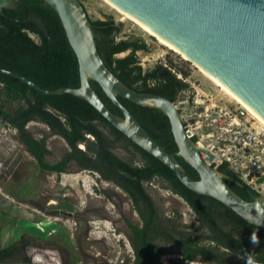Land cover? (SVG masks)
<instances>
[{
	"label": "trees",
	"instance_id": "trees-1",
	"mask_svg": "<svg viewBox=\"0 0 264 264\" xmlns=\"http://www.w3.org/2000/svg\"><path fill=\"white\" fill-rule=\"evenodd\" d=\"M4 13L6 16L0 15L1 67L20 73L48 90L79 87L77 57L60 18L44 0H19L15 8L4 9ZM28 17L41 19L45 23L51 41L36 25L24 21ZM91 23L99 53L119 79L139 92H151L175 101L185 83L167 67L143 70L136 53L146 49L145 43L140 40L118 41L116 36L121 27L111 18L91 19ZM31 34H35L38 41ZM125 51L130 53L117 57L118 53ZM91 84L107 107L121 115L100 86L94 81ZM0 99L11 104L18 103L9 124L17 130L16 137L42 171L65 173L70 167L88 170L126 193L140 220L136 223L126 219L134 250L132 264H185L198 259L210 264H249V260L251 264H264L263 228L249 223L216 199L184 186L173 171L128 139L87 101L71 94L40 93L2 72ZM119 100L157 142L176 155L178 148L171 125L162 111L122 97ZM31 121L44 123L52 135L66 141L68 147L55 163L47 161L52 155L47 146V137L36 138L27 129ZM88 135L93 140H89ZM79 144H85L86 149L79 148ZM118 146L126 150L128 158L116 153ZM177 158L189 176L199 178L196 170L182 157ZM218 170L241 183L227 179L229 186L244 199L253 200L260 195L228 164H221ZM156 179L188 204L195 215L196 226L183 223L178 211L167 217L156 207L146 189V184ZM253 235L257 238L256 243L251 241ZM168 245L175 248L179 255L177 260H162ZM47 246L49 244L41 238L22 233L16 243L0 247V264H38L36 258L42 256V249ZM32 249L33 253L30 252Z\"/></svg>",
	"mask_w": 264,
	"mask_h": 264
},
{
	"label": "water",
	"instance_id": "water-1",
	"mask_svg": "<svg viewBox=\"0 0 264 264\" xmlns=\"http://www.w3.org/2000/svg\"><path fill=\"white\" fill-rule=\"evenodd\" d=\"M44 1L60 18L77 57L79 87L48 90L15 71L0 66V72L43 94H71L87 101L128 139L173 171L184 186L216 199L249 223L264 229V196L246 200L229 186L227 179L231 178L208 162L214 155L187 136L181 114L173 101L130 88L105 64L83 3L80 0ZM110 1L176 46L190 61L215 76L264 118V0ZM11 8L13 0H0V15L6 16L4 9ZM24 21L36 25L51 41L41 19L28 17ZM138 40L145 43L143 37H138ZM91 81L100 86L121 115L107 107ZM119 97L141 106L157 108L168 117L178 148L176 155L168 152L148 133ZM202 153L208 156L207 160ZM177 156L196 170L198 179L186 173ZM231 180L241 185L237 180Z\"/></svg>",
	"mask_w": 264,
	"mask_h": 264
},
{
	"label": "rangeland",
	"instance_id": "rangeland-1",
	"mask_svg": "<svg viewBox=\"0 0 264 264\" xmlns=\"http://www.w3.org/2000/svg\"><path fill=\"white\" fill-rule=\"evenodd\" d=\"M80 1L92 20L111 18L121 27L116 36L118 41L135 39L133 42H136L138 37L144 38L146 49L136 53L143 70L170 67L175 72H182L190 75L193 80L201 81L204 88L217 92L225 104L243 108L207 78L194 62L162 45L104 0ZM31 37L38 41L35 34H31ZM129 53H118L117 57ZM17 105V102L11 104L0 100V108L9 114L15 111ZM247 115L256 124L263 126L253 115L248 112ZM27 129L36 138L47 137L48 148L52 151V155L47 158L49 163L57 161L68 147L62 137L52 135L42 122L31 121ZM16 134L15 128L0 121V247L1 243H16L20 238L18 235L27 233L49 244L42 249V256L36 258L38 264H132L134 250L128 236L126 219L136 223L140 220L126 193L88 170L70 167L69 171L60 175L42 171ZM87 138L93 140L90 135ZM78 146L86 149L85 144ZM115 151L119 156L128 158V153L122 147L118 146ZM146 189L165 216H172L178 211L183 223L197 225L188 204L162 181L153 180L146 184ZM257 192L264 196V189L259 187ZM5 213L11 216L7 218ZM16 221L19 224L17 228L13 225ZM165 249L166 254L162 257L164 262L179 258L174 247L168 245ZM30 252L33 253V249ZM185 264L210 263L198 259Z\"/></svg>",
	"mask_w": 264,
	"mask_h": 264
},
{
	"label": "built area",
	"instance_id": "built-area-1",
	"mask_svg": "<svg viewBox=\"0 0 264 264\" xmlns=\"http://www.w3.org/2000/svg\"><path fill=\"white\" fill-rule=\"evenodd\" d=\"M168 69L185 83L173 103L187 136L214 155L208 161L212 166L226 163L252 189H264V127L252 121L244 108L225 104L201 81ZM202 156L207 160L205 153Z\"/></svg>",
	"mask_w": 264,
	"mask_h": 264
},
{
	"label": "bare ground",
	"instance_id": "bare-ground-1",
	"mask_svg": "<svg viewBox=\"0 0 264 264\" xmlns=\"http://www.w3.org/2000/svg\"><path fill=\"white\" fill-rule=\"evenodd\" d=\"M109 6H111L113 9H115L116 11H118L120 14H122L124 16L125 19H129L131 21H133L134 23L138 24L146 33L150 34L151 36L155 37L158 42H160L162 45L175 50L177 52H179L180 54H182V56L186 59L189 60V58L183 53L181 52L176 46H174L173 44H171L170 42H168L167 40H165L164 38H162L160 35H158L154 30H152L150 27H148L147 25H145L144 23H142L141 21H139L138 19H136L135 17L131 16L130 14H128L127 12H125L124 10L120 9L118 6H116L114 3H112L110 0H104ZM199 70L207 77L209 78L214 84H216L217 86H219L225 93H227L232 99H234L236 102H238L239 104H241V106L247 110L251 115H253L261 124H263L264 126V118L261 117V115L256 112L247 102H245L243 99H241L240 97H238L229 87H227L225 84H223L221 81H219L215 76L211 75L210 73H208L206 70H204L203 68H201L199 65H197L196 63H194Z\"/></svg>",
	"mask_w": 264,
	"mask_h": 264
},
{
	"label": "flooded vegetation",
	"instance_id": "flooded-vegetation-1",
	"mask_svg": "<svg viewBox=\"0 0 264 264\" xmlns=\"http://www.w3.org/2000/svg\"><path fill=\"white\" fill-rule=\"evenodd\" d=\"M19 0H13V8H15V5L16 3L18 2ZM1 100V99H0ZM15 113V111L13 112ZM12 113V114H13ZM12 114H9L7 112H5L3 109L0 108V121L4 122V123H8L12 120V117L11 115ZM27 127H28V124H27ZM14 128V127H13ZM21 143V142H20ZM22 144V143H21ZM23 145V144H22ZM48 146V145H47ZM58 161V160H57ZM56 162V161H55ZM53 162V163H55ZM44 172H47V173H56L58 175L62 174L60 172H57V171H49V170H43Z\"/></svg>",
	"mask_w": 264,
	"mask_h": 264
},
{
	"label": "crops",
	"instance_id": "crops-1",
	"mask_svg": "<svg viewBox=\"0 0 264 264\" xmlns=\"http://www.w3.org/2000/svg\"><path fill=\"white\" fill-rule=\"evenodd\" d=\"M9 209H12V208H9ZM0 210L2 211V209H0ZM12 210H13V209H12ZM1 211H0V212H1ZM5 215H7V216H6L7 218H9V217L11 216L10 213H9V214H8V213H5ZM11 218H12V217H11ZM11 218H10V220H13V219H11ZM25 220H28V219H25ZM6 221H7V220H6ZM31 221H32V220H31ZM7 224H8V221H7ZM13 225H15V228L19 227V224H18L17 221L14 222ZM19 234H20V233H19ZM21 235H22V234H21ZM21 235H20V236H21ZM20 236L18 235V237H20ZM18 237H17V239H18ZM4 239H5V238H4ZM15 239H16V238H14V240H15ZM0 242H1V235H0ZM9 245H11V244H9ZM9 245H5L4 243H1V246H2V247H6V246H9Z\"/></svg>",
	"mask_w": 264,
	"mask_h": 264
},
{
	"label": "clouds",
	"instance_id": "clouds-1",
	"mask_svg": "<svg viewBox=\"0 0 264 264\" xmlns=\"http://www.w3.org/2000/svg\"><path fill=\"white\" fill-rule=\"evenodd\" d=\"M251 241H252L253 243H256V242H257V238H256L255 235H253V236L251 237ZM249 264H251V260H249Z\"/></svg>",
	"mask_w": 264,
	"mask_h": 264
}]
</instances>
